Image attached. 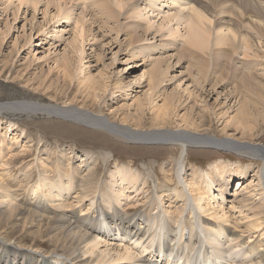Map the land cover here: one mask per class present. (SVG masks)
<instances>
[{
    "label": "rangeland",
    "instance_id": "rangeland-1",
    "mask_svg": "<svg viewBox=\"0 0 264 264\" xmlns=\"http://www.w3.org/2000/svg\"><path fill=\"white\" fill-rule=\"evenodd\" d=\"M46 1L39 0L40 3L38 2L37 7L34 8L29 0L27 2L0 0V102L37 101L57 108H73L92 117L103 118L128 132L153 131L209 136L234 144L249 142L264 145V105H262L264 102L261 103L264 101V41L258 40L256 30L251 27V22H254L253 26L255 23L264 26V10L260 15L257 13V8H264V0H217L216 4L209 0H192L194 5L197 4V10L211 18V22H205L206 25L210 24L211 29L207 47L202 49L189 41V38L192 39L194 29L192 30V27L190 29L192 21L189 14L191 13L187 9L181 11L179 9L189 6L183 2L184 0H128L129 2L125 1L122 7L118 4V0H52V2L48 0L47 3H50L48 5ZM104 1L110 2L112 11L109 4ZM244 4L246 6L250 4L249 8H246L243 17L237 20L234 13L241 15L238 9ZM113 11L117 13L114 15ZM66 12L71 17H65ZM81 18L84 21L79 23L78 19ZM214 21L221 23L223 27L232 25L238 28L239 26L238 32L251 38L249 45L246 47L237 37L235 40L225 41L228 44L217 45L215 35L223 32L230 35L226 32L228 26L218 31L217 25L214 28ZM110 27L114 29L116 27L115 30L121 32H111L114 29ZM134 32L138 35L137 41ZM131 34L135 37L131 38ZM236 36L240 37L238 34ZM166 42L169 47L162 51L163 55L168 54L173 57L167 55L166 58L161 55L162 44ZM232 42L234 45L236 43L235 48ZM80 47L84 49L82 55L78 52ZM80 56L83 57V61H80L82 64L79 62ZM160 58H162L161 63L158 64L160 68H157V63H154ZM64 59L71 62L69 63L71 76L65 77L66 82L72 79L71 81L77 83L68 97H63L66 85L62 82L63 71L59 66ZM158 69H160L159 73H163L162 78H160L161 74H158L161 81L163 80V85H159L155 90L153 86L150 88L148 78L149 74L153 73L152 70L155 73ZM247 71L251 76H248L250 74ZM88 77H92L90 78L92 80L89 79L92 82L90 84ZM216 79L221 80L218 83L222 84V87H216L218 84L215 86ZM166 94H176L184 103L179 107L176 106V111L173 110L174 114L160 122L154 116L155 108L162 105V95ZM240 105L242 107L244 105L251 116L248 118L250 127L244 134L241 125L231 123L232 115L240 109ZM66 119L45 113L0 112V148L5 156L0 159V177L8 179L7 183L10 182L8 186L17 187L21 171H24L31 160L36 168L41 165L38 161L39 155L40 153L45 155L42 148L47 146L51 149L50 158L61 153L70 152L73 158V155L80 156L84 151L91 152L99 160L95 171L96 176L100 175L99 182L102 183L103 188L109 184L108 179L120 167L139 172L148 186L146 192L139 195L132 189H126L129 195L126 199L137 201V205L129 214L139 211L141 201H147L151 197V193L148 195L147 190L148 193L153 190L157 181L160 185L179 187L176 186L173 170V161H177L174 159H177L180 153L176 145L151 141L133 142L122 139L110 131ZM9 123L13 124L12 128L9 127ZM19 133L21 136L18 135ZM25 140L30 141V147L33 149L22 158L13 157L10 160V153L23 150L21 145ZM186 153L181 175L188 182L193 181L191 175L199 171L201 174L195 177L205 180L213 165L219 170L226 171L222 179L216 177L218 171L209 173L214 178V183H210L213 186L211 193L216 194L217 191L214 190L219 189V186L222 189L221 182L233 177L230 175L235 169L245 173L234 176V183L230 180L227 193L222 199L216 198L219 201H215L211 198L214 209L220 211L221 207L224 208L225 215L231 219L230 223H245L248 219L245 212L247 214L249 211L243 208V204L258 201L259 196L256 193L259 185L264 190V161L261 163L257 161L260 157L254 158L252 154L235 150L228 144L224 146L191 144L187 147ZM105 156L107 160L103 161L102 157ZM37 177L38 175L35 174L32 182L35 183ZM24 189L19 188L16 191L19 201H24L27 195V189ZM247 197H251L250 201L246 200ZM14 226L0 221V232L8 239H21L24 246L35 242L36 247L42 246L47 249L40 243L38 237L28 236L21 231L19 225ZM260 232H264V228ZM0 247L10 253L27 252L26 249H16L13 246L0 244ZM30 255L38 259L45 258L37 251L36 253L32 251ZM28 263L34 264V261L24 260V264Z\"/></svg>",
    "mask_w": 264,
    "mask_h": 264
},
{
    "label": "bare ground",
    "instance_id": "bare-ground-1",
    "mask_svg": "<svg viewBox=\"0 0 264 264\" xmlns=\"http://www.w3.org/2000/svg\"><path fill=\"white\" fill-rule=\"evenodd\" d=\"M29 1H31L34 8L37 7L36 4L39 2V0ZM125 1L129 2L128 0H118V4L122 7L125 5ZM209 1L213 4H216L217 2V0ZM60 2L61 1H59V4ZM104 2L108 3V1ZM183 2L189 6L178 8L180 11L187 9L191 13V15L189 14L192 21L190 29L191 27L192 30L194 29L192 39L189 38V41L200 49L206 48L211 28L210 24L206 25L205 22H211V18L208 17L209 15L206 16L204 13L197 10V4L194 5L192 0H184ZM48 4L50 3H47V5ZM249 5H241V10L238 9V11H241V15L237 14V12L234 13L237 20L243 17L245 9L249 8ZM254 5L256 6L257 4ZM108 6H110V4ZM109 8H111V10ZM109 8L108 12L109 10H113L112 6ZM257 9L259 15L264 10V8L262 9L260 7ZM70 12L71 11H69V13ZM69 13L66 12V15L64 16L67 18L71 17L69 16ZM112 13L114 14L115 12L113 11ZM177 13L179 12H176V14ZM170 17L172 16L170 15ZM82 20L83 18L78 19V22L81 23ZM78 22L76 20V23ZM217 23L214 21V28H216L215 26L217 25L216 29L222 31L225 26H228L229 28H227L226 32H229L230 35L228 36V33L226 34L224 32L221 34L216 33L217 35H215L214 39L216 40L217 45L227 43L225 41L235 40L236 37L241 39V42L243 41L246 47L249 45V39L251 38L242 35L241 32L240 35L238 32L240 31L238 30L239 26L238 28L232 25H225L223 27L221 23ZM252 24H254V22H251V27L256 30L258 40L263 39L264 41V26L256 23L255 26H253ZM89 29L91 30V28ZM98 29L100 30V28ZM115 29L111 32L118 31V29ZM86 30L88 31V29ZM118 32L121 31L119 30ZM116 33L117 32H115V34ZM134 33L136 34V37L134 34H131V38L135 37L137 41L138 35L136 32ZM237 34L240 37L236 36ZM80 38L82 39V37ZM130 40L132 39H129V41ZM133 43L135 42L133 41ZM232 43L234 47L236 43L235 45L234 42ZM167 44V42L162 44L163 48L161 49V55H163L162 51L169 47ZM83 50V47L78 48L79 54H81ZM167 55L165 54L163 57H166ZM78 58L79 62L83 61V57L80 56ZM156 58L157 57H155V59ZM157 60L158 61H155L154 64L157 63L156 67L160 68L158 64L161 63L162 58ZM177 60L180 61L181 59ZM179 61L177 62L180 63ZM69 63L71 64L67 59H64L63 63L61 61V64H59L63 71L62 82L66 85V89L64 88L65 90H62L64 92L63 97L70 96L72 89L77 85L75 81H71L72 79L66 82L65 77L71 76L69 75V66H71ZM178 63L176 64L178 65ZM80 64L82 63L80 62ZM153 67L155 68L154 65ZM72 69L71 72H73ZM150 70H148V72ZM159 70L160 69L155 73L153 70V73H148V84L150 88L153 86L155 89L156 87L159 88V85H163V80L161 81L160 79L163 77V73H159ZM158 74H161V77ZM249 74L250 75L248 76H251V73ZM90 78L88 77L87 79L89 80ZM132 79L133 78H131V80ZM90 80L89 84L91 82ZM216 80L215 86L218 84L216 87H222V84L218 83L221 82V80ZM153 95L155 96L156 93ZM177 96L178 95L176 94L162 95V105L159 107L156 106L155 108L156 112L154 113V116L156 119L163 122L165 117L174 114L173 110L184 103V101L181 102ZM261 99L263 100V98ZM258 102L260 101L258 100ZM262 102L264 101H261V103ZM243 104L246 105L245 102H243ZM262 105H264V103H262ZM140 110L142 117L143 108L141 107ZM2 111L13 114L45 113L70 120L72 119L92 128H100L105 131H110L122 139H127L133 142L141 143L151 141L156 143H171L180 149V153L177 159H174L177 161H173L176 186L179 187L171 188L166 184L160 185L157 181L153 190L149 193L147 190V194L150 195L151 193V197L147 201L142 199L143 201H141L139 211L129 214V212L137 205V201L134 202L132 200H127L126 198L129 197V195L126 191L132 189L134 192H137V195H139L146 192L145 190L148 186L147 181L143 180V177H140L139 172L135 170L132 171L130 168L127 170L120 167L110 176L111 178L108 179L109 184L103 188L102 183L99 182L100 175L98 174V176H96L95 171V168L98 167L99 160L93 156L91 152L84 151L80 156L73 155V158L71 157L72 155L70 152L69 154L61 153L58 156H54V158H50L49 154L51 153V149L47 146L42 148V152L45 151V155L43 156L41 153L39 155L38 161L41 165L36 168L31 160V162L27 164V167L24 168V171H21L16 188L8 186L10 183H7L8 179L5 180L0 177V221H3V223L6 222L9 225H19L23 233L28 236L38 237L37 239L42 245H45L47 249H44L42 246L36 247L35 242H33L32 245L24 246L23 243H21V239L13 238V240H11L4 237L2 235L3 233L0 232L1 245L9 247L13 246L16 249H26L27 251L24 253H10L8 250H2V247H0V250H2L0 251V264H24V260L34 261V264H264V232H260L264 228V190L262 186L259 185L260 187L257 189L256 195L259 196L257 202H251V197H247V199L245 198L247 201H250L248 204H243V208H246V210L249 211L247 214L245 212V215L248 218L246 221L244 220L245 223H230L229 220L231 221V219L225 215V212L223 211L224 208L220 206V211L223 212L220 213V211L214 209L211 200L214 199L215 201H219V198L222 199L225 196V193H227L226 191L228 190L230 180H233L232 183H234L233 177L239 173L245 174L243 171L235 169V172L230 175L233 177H228L221 182L223 188L221 189V186H219V189L216 188L214 190L217 191L216 194L215 192L211 193L213 186L210 185V183H214V178L211 177V174L218 171V175H216V173L215 175L217 178L222 179L225 176V170H219V168H216V166L213 165L210 167L211 170L208 171L205 180L195 177L196 175L201 174L199 171L191 175L193 176L192 179L195 181L193 180L189 182L181 175L182 163L187 154V147L191 144L211 146H224L225 144H228L231 145V147H234L235 150L252 154L251 156L254 158L255 156L256 158L260 157L259 160L257 158V161H260L261 163L264 161V145L259 143L252 144L249 142H238L234 144L213 139L209 136L201 137L187 134H172L153 131H129V133L122 127L118 128L103 118L92 117L83 111H76L73 108H57L37 101L19 100L0 102V112ZM249 113L250 112H247L244 105L243 107L240 105V109L233 114L234 116L232 115L231 120L233 119V121H230L231 123L234 122L235 125H241L243 134L246 133V130L250 127V121L248 119L250 116ZM8 125L11 128L13 127L12 123H9ZM20 134L21 133L18 135L21 136ZM15 136L16 135H14V137ZM24 142L27 144L24 143L21 145L23 150H20L19 152L14 151L16 153L12 152L14 154L10 153V160L13 157L22 158L23 155L33 149L30 147L31 144L29 140H25ZM3 154L4 153L0 148V159L5 157ZM102 158L103 161L107 160V156ZM222 167L225 168L224 164ZM212 168L215 169L212 170ZM192 172H194V170ZM35 174H37L38 177L37 181L34 183L32 180ZM187 175L189 176L190 174ZM173 181L174 180H172V182ZM31 182L33 184H31ZM19 188L27 189V195L24 198V201H19L16 196V191ZM162 198H166V200H162ZM216 198L218 199L216 200ZM117 199L120 201L117 202ZM170 207H174V209H169ZM6 236L8 235L6 234ZM32 251L35 253L36 251L42 253L45 258L38 259L34 255H30Z\"/></svg>",
    "mask_w": 264,
    "mask_h": 264
}]
</instances>
